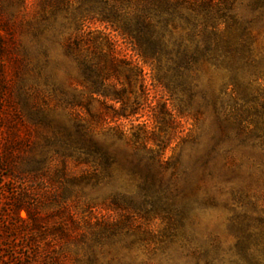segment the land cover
Segmentation results:
<instances>
[{
	"label": "rangeland",
	"instance_id": "obj_1",
	"mask_svg": "<svg viewBox=\"0 0 264 264\" xmlns=\"http://www.w3.org/2000/svg\"><path fill=\"white\" fill-rule=\"evenodd\" d=\"M38 2L0 0V264H263L264 144L228 114L230 76L202 66L197 81L163 90L124 39L89 24L146 73L148 97L123 67L109 80L128 88V118L103 128L100 114L121 105L91 96L79 53L65 49L76 30ZM234 13L253 44L250 72L262 76L242 88L254 99L264 93V3L238 0ZM88 123L118 163L100 184L81 178ZM115 125L138 143L112 135Z\"/></svg>",
	"mask_w": 264,
	"mask_h": 264
},
{
	"label": "trees",
	"instance_id": "obj_2",
	"mask_svg": "<svg viewBox=\"0 0 264 264\" xmlns=\"http://www.w3.org/2000/svg\"><path fill=\"white\" fill-rule=\"evenodd\" d=\"M237 1L39 0L38 3L42 13L49 15V19L53 17L57 21L62 15V19L76 30L73 33L74 41H69L65 49L79 53L83 73L91 79V96L103 97L121 105L119 110L110 109L113 112L111 117L107 111L100 114L96 122L104 125L103 128L108 121L128 118V88L123 84L119 87L121 82L110 84L109 80L119 77L120 68L123 67L129 84L136 77V80H140L143 93L148 97L144 84L146 73L139 63L117 54L116 41L103 32H93L89 24L102 25L124 39L140 63L150 69L155 87L163 90L169 89L173 83L197 81V68L202 66L229 75L228 85L234 95V105L228 114L235 120L245 121L248 125L246 128L256 132L264 144V93L261 92L254 99L243 96V91L248 90L247 86L262 79V76L250 72L257 62L253 56L250 34L234 13ZM249 2L261 5L264 0ZM96 32L99 35L95 37ZM101 39L105 40L107 51L103 50ZM82 41L84 46L81 45ZM239 100L242 101L241 104H238ZM255 101L258 102L253 104ZM135 114L136 111L133 110L130 116ZM95 125H80L79 139L83 142L80 154L85 156L80 158L79 155L78 159L86 167L81 178L88 183L100 184L105 177H112L118 163L108 145L93 139L100 134L96 132ZM110 131L114 136L127 138L131 144L138 143L136 139L139 136L131 139L119 125L113 126ZM143 132L146 137L150 134L145 129ZM84 133L89 134L87 139L84 138ZM151 188L148 189L151 193L146 190L139 193V197L143 199L142 204L155 195ZM120 204L122 205V198L115 200L116 206Z\"/></svg>",
	"mask_w": 264,
	"mask_h": 264
}]
</instances>
